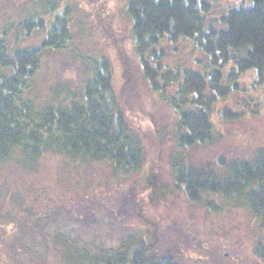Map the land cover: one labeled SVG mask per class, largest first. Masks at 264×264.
Segmentation results:
<instances>
[{"label": "rangeland", "instance_id": "374dc122", "mask_svg": "<svg viewBox=\"0 0 264 264\" xmlns=\"http://www.w3.org/2000/svg\"><path fill=\"white\" fill-rule=\"evenodd\" d=\"M130 1L0 0V37L6 32L12 45L16 35L22 36L16 25L22 17L47 19L53 9L54 15L67 10L65 49L44 53L34 83L39 103H45L52 90L76 94L94 64L104 58L110 63L121 110L145 153L135 173L117 171L110 162H74L50 153L36 160L0 159V195L16 191L26 180L43 186L54 198L39 208V221L35 216L27 219L22 242L16 236L6 241L0 236V264H117L121 257L129 264L133 253L143 249L157 258L170 253L177 264H264V226L242 200L206 195L203 199L220 209L208 210L191 203L174 176L178 164L225 181L233 165L252 161L264 149V85L256 69L240 74L237 94L219 107L245 116L224 122L214 115L216 139L182 147L178 116L152 92L134 50ZM209 3L216 16L227 8L250 5L249 0ZM45 39L46 31L38 30L19 47L38 48ZM174 48L164 47L162 64L170 70H199L208 63L187 43ZM233 68L229 61L227 69ZM255 105L261 108L252 115ZM153 173L160 177L156 193L147 188ZM7 202L0 197L1 224L14 211Z\"/></svg>", "mask_w": 264, "mask_h": 264}, {"label": "trees", "instance_id": "16d2710c", "mask_svg": "<svg viewBox=\"0 0 264 264\" xmlns=\"http://www.w3.org/2000/svg\"><path fill=\"white\" fill-rule=\"evenodd\" d=\"M249 1L248 7L227 8L222 16L214 14L209 0H131L127 6L143 75L152 92L177 114L182 147L213 142L219 133L214 115L224 122L245 116L227 106L219 108L237 94L241 73L256 69L258 82L264 85V0ZM54 10L47 19L22 17L16 23L22 36H15L14 45L6 32L0 37V159L36 160L50 153L74 162H110L117 171L135 173L143 166L144 148L121 110L106 59L94 64L76 94L52 90L45 103H39L34 83L43 55L65 49L69 39L67 10L55 15ZM38 30L46 31L38 48L19 47ZM182 42L204 54L207 65L199 70L164 66V47ZM229 61L236 68L227 69ZM260 108L255 105L251 114ZM174 168L175 181L191 203L212 211L220 209L203 199L206 195L242 200L264 226V149L252 161L233 165L225 181L178 164ZM159 184L158 173L147 179L151 192L156 193ZM117 264H124L122 257ZM129 264L177 262L170 253L157 258L143 249L133 253Z\"/></svg>", "mask_w": 264, "mask_h": 264}, {"label": "flooded vegetation", "instance_id": "af4514ba", "mask_svg": "<svg viewBox=\"0 0 264 264\" xmlns=\"http://www.w3.org/2000/svg\"><path fill=\"white\" fill-rule=\"evenodd\" d=\"M21 181L22 184L19 182L16 191L8 190L9 194L5 192V195H0L2 199L7 198L10 209H14L7 214V223H0V236L5 241L16 236L22 242L25 235L24 225L28 223L27 219L35 216L36 221H39V208L43 202L54 200L53 196L43 186L32 184L26 180Z\"/></svg>", "mask_w": 264, "mask_h": 264}]
</instances>
